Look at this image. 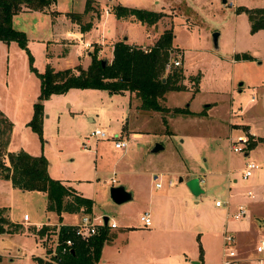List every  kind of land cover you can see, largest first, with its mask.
Masks as SVG:
<instances>
[{
	"label": "rangeland",
	"instance_id": "obj_1",
	"mask_svg": "<svg viewBox=\"0 0 264 264\" xmlns=\"http://www.w3.org/2000/svg\"><path fill=\"white\" fill-rule=\"evenodd\" d=\"M85 1L56 0L57 10L80 13ZM96 1L105 9L110 0ZM112 1L171 14L163 19L164 25L171 27L176 35L177 44L169 62L179 59L181 63L179 66L171 64L164 77L172 69L181 68L186 90L169 91L161 102L170 110L181 107L193 113L146 112L136 106L138 100L134 97L130 100L127 94L109 95L104 89L71 88L65 94H52L43 100L40 137L29 126L33 103L40 91L39 78L31 69L27 52L17 42L0 41V110L13 124L7 148L13 153L43 155L48 161L49 176L71 180L78 192L93 199L95 216L106 215L117 222L120 228L115 230L119 236L115 245L128 242L131 245L122 259L115 260L117 264H158L160 260H165V264H193L194 260L200 264H222L224 235L222 239L220 229L224 223L220 220H224L226 212L224 204L217 209L215 201L232 203L238 199L236 193L241 194L240 203L255 204L249 238L243 241L250 242L247 251L250 249L251 255L256 256L258 241L264 239V143L256 150L247 148L235 153L229 142L247 135L249 142L257 143L254 135L264 136V29L251 32L247 13L237 11L240 6L264 7V0ZM56 14L52 26L57 24L54 30L64 35L67 13ZM24 23L31 26L30 22ZM24 23L18 20L13 26L24 28ZM46 28L47 25L43 27V34ZM160 29L158 22L151 26L139 22L120 24L110 17L104 22L101 20L91 32L94 41H99L102 35L109 41L118 32L122 37L128 36L130 42L149 44ZM28 31L32 34L35 30ZM213 33H219L218 48L213 45ZM29 39L27 47L33 56L32 65L44 71L47 43ZM78 43L80 46H72L69 54L52 59L55 69L78 63L86 65L90 61L82 41ZM79 52L85 53L81 60ZM242 53L251 58L234 61L235 55ZM108 55L104 51L100 58L109 61ZM241 106L242 118L253 128V136L249 135L252 133L249 130L244 129L241 134L229 128ZM97 129L105 130L106 137L91 135ZM118 135L128 141L127 148H115L114 138ZM156 143L163 148L152 153ZM250 160L260 168L243 180L244 162ZM183 162L202 178L200 186L204 193L193 196L202 200L200 217L188 213L184 222L187 227L181 230L183 237L174 240V229L179 223L169 222L162 229L151 230L153 228L143 227L139 218L147 208L143 196L156 182L167 183L171 179L179 185L180 177L186 181L189 174L184 171ZM156 175L158 178L154 180ZM113 178L117 180L115 186H130L129 191L137 196L125 204H116L109 192ZM246 192H251L254 198L243 196ZM46 197L39 190L13 189L9 181L0 178V208L7 210L2 212L7 219L0 229V253L6 255L2 264H37L39 258L49 260L53 255L48 252L53 251L58 241L59 220L57 214L46 211ZM236 205L231 206L232 210ZM25 214L30 218L27 225L20 231L12 230L9 220L11 224L23 223ZM77 222L78 215L68 214L62 223ZM46 223L55 224L57 230L42 237L29 233L31 227L26 230L27 226ZM127 223L132 228L122 226ZM122 231L127 232L120 234ZM37 239L47 250L43 257L34 258L41 255Z\"/></svg>",
	"mask_w": 264,
	"mask_h": 264
},
{
	"label": "trees",
	"instance_id": "obj_2",
	"mask_svg": "<svg viewBox=\"0 0 264 264\" xmlns=\"http://www.w3.org/2000/svg\"><path fill=\"white\" fill-rule=\"evenodd\" d=\"M53 0H0V41L17 44L27 52L31 69L34 70L40 81V93L33 103V115L29 121L38 135H42V102L52 94H65L71 88L104 89L108 94L128 93L133 99L138 100L137 107L146 112L173 111V113H193L188 108L174 107L168 109L162 104L167 92L186 90L183 84L184 74L181 68H174L171 72L164 74L170 63V54L175 33L172 28L164 29L152 45L143 48L139 44H129L124 39L117 40L113 44V58L110 62L102 64L99 58L98 47L95 46L91 53V61L86 68L75 66L64 70H55L47 64L44 71H39L32 65L33 56L28 51V38L24 31L13 26V16L24 10L44 11L51 5ZM99 11L94 6V0H87L81 14L68 13L70 18L79 24L82 31L89 30L92 21H83V14ZM237 11H245L248 15L249 29L257 32L264 29V7L246 8L240 6ZM110 12L116 18L136 19L142 24L151 26L157 23L166 13L147 10L138 7H127L122 4L110 6ZM247 53L235 55V60L248 59ZM164 77V80H163ZM198 87L195 92L198 91ZM13 124L0 110V178L9 180L12 187L22 191L39 190L46 194V211L54 212L58 216L59 242L71 238L68 253L62 254L60 247L49 260L39 258L41 264H96L101 257L105 242L112 239L110 228L106 225L100 228L94 235L82 239L75 234L73 224H62L63 214L92 213L93 199L78 193L70 184L55 179L48 175V161L43 155L34 156L25 152L13 153L7 150ZM251 136V135H250ZM255 142H249L247 148L255 146ZM6 208H0V229L6 222L2 212ZM12 230L20 231L21 225L11 224ZM55 225L35 226L30 230L38 237L47 232L56 231ZM48 253H51L49 250Z\"/></svg>",
	"mask_w": 264,
	"mask_h": 264
},
{
	"label": "crops",
	"instance_id": "obj_3",
	"mask_svg": "<svg viewBox=\"0 0 264 264\" xmlns=\"http://www.w3.org/2000/svg\"><path fill=\"white\" fill-rule=\"evenodd\" d=\"M86 1H85V4H86ZM113 4L116 5V4H121V3L118 1L113 2L112 0H110L107 3L106 8L101 9L98 2L96 0H94V6L99 11V16H97L96 13L93 11L86 13V14H83L82 20L86 19L85 22L92 21L91 28L89 30H85V31L80 30L79 24L70 18V16L68 15V13H70V11L64 10L63 8H62L63 9L62 11L59 10L61 12H59L57 10L56 0H53L51 5L49 7H47L42 12L33 11V10L28 9V10L21 11L18 14H15L13 16V23L18 21V20H22L23 23L24 22H27V23L30 22L31 26H29V25L27 26L24 23L25 24L24 28H20V29H22L21 31L24 30V33L27 34L28 41L30 40L29 39V37H30V38H32V40L38 39L41 41H45L47 43L46 47H45V52H46L45 66L47 64H50L53 67V69H55V68L52 65V59H54L56 56L64 57L65 55L69 54L71 52L70 49L72 46L79 47L80 44L78 43V40L82 41L81 45H83V47L85 48V51H87L86 54L89 56L90 61H91L92 50L95 46H97L98 50H99V54H98L99 58L101 57L100 55H102V53L104 51H107L109 53L108 56H109L110 60L108 61L107 58H104V59H106L107 62H110L113 58V50H112L113 44L115 42H117V40L124 39L129 44H134V45L139 44L142 47H147V46H150L153 44V42L158 38V36L163 32L164 29L169 28V27L164 25L165 23H164L163 19L169 18L171 16V14L166 13L164 10H160V9H148V8L140 7V8L150 10V11L155 10V11H160V12L167 14V16L163 17L160 21H158V24H160V26H161V29H160L161 32L160 33L158 32V34H156L152 43L140 44L137 42H130L128 36L122 37L119 35L118 32L109 41H106V39H104L103 35L100 36L101 38L99 39V41H94L92 38V32L91 31L94 28H97L99 26L101 20L104 22L108 18L114 17L116 20L120 21V24L126 23V22H128V23L139 22L138 20L132 19V18H128V19L116 18L115 15H113L110 12V6ZM122 5H124V4H122ZM124 6H127V5H124ZM127 7H129V6H127ZM134 7H132V8H134ZM84 8H85V5L83 6L81 12L78 14H81L83 12ZM64 12L67 13V14H65V16H66L65 19L68 21V23L65 24V20H64V24L67 26V29L65 30L64 35H63V34H61V31L54 30V28L58 27V26H57V24H54L52 26L51 21H52L53 17H57L56 13H60L62 15ZM71 13H76V12H71ZM139 23H141V22H139ZM46 25H47L46 29H48V30H47V32L45 30L46 33L43 34L42 30H43V27ZM144 25H146V24H144ZM49 26H50V28H49ZM20 29H18V30H20ZM28 30H35V31L32 34H30V33H28L29 32ZM121 35H123L122 32H121ZM76 36H80V39L76 40L77 39ZM175 39H176V35H175L174 41H173L174 46L176 43ZM77 55H78V58L81 60L83 58V56L85 55V53L82 52V54H81V52H79V53H77ZM90 61L86 65H83V64L81 65L80 63H78V64H75L73 66L66 67V68H74L75 66H80L81 68H86L88 66V64L90 63ZM234 61H237V60L234 59ZM55 70H64V69H55ZM39 85H40V81H39ZM238 91L241 92V87H239ZM39 93H40V91H39ZM123 94H127L129 96V99L132 100V97L128 93H123ZM137 105H139V103H137ZM232 114H233V112L231 111L229 116L231 117ZM235 115L237 116V119L232 118V120H234V121H232V122L229 121L231 123V127H229V128L234 129L235 131L240 132L241 134H243L244 129L247 131L249 130L252 132V133L248 132L249 135L253 136V134H255L253 132V128L248 123H246L245 119L242 118V106L240 107V109H238L237 112H235ZM230 120H231V118H230ZM130 131L135 132V130H130ZM254 136L258 139V142L251 149L256 150L258 147H260L262 142L264 143V136H262V137H260L259 135H254ZM229 147H230V142H229ZM7 150L9 151L8 148H7ZM262 155L264 156V151H263ZM181 162H182V159H181ZM183 165L186 167L185 162H183ZM184 171L189 174L186 181H184L183 178L180 181L178 178L179 185H176L175 180L173 181L171 179H169V181L167 183L166 182L165 183L164 182H156V183H160V186H156V183H155L153 185V187L149 190V192H147L143 196L146 199V205H147V208H145L144 211H148L150 213V216H151V224H150V226H148L146 228H150V227L153 228L151 230H154V228L155 229H158V228L162 229V227H165V225L168 226L169 222L179 223L176 225L177 228L174 229V231H175L174 237H173L174 240L178 239V237H180V236L183 237L181 230L183 228L187 227V225L184 224V222L187 220V214L188 213L189 214L194 213V217L199 218L201 215L200 209H202L201 208L202 200L201 199H194L193 192H191V190H189L187 185H186V182L188 180L192 179V177H198L199 178V176L195 172L191 171L188 167H186V169H184ZM227 174L229 176V173H227ZM157 178H158L157 175L154 176V180H156ZM245 179H248V178H245ZM245 179L243 178V180H245ZM59 180H62L64 182H66L67 184H70L76 190V188L72 184L71 180H69V179H67V180L59 179ZM7 181H9V180H7ZM199 181L201 183L203 181L202 178H199ZM236 181H237L236 179H233V182H236ZM10 184H11V182H10ZM113 186H115V185H113ZM11 187H12V184H11ZM125 189L127 191H129V189H131V188H130V186H128V187H125ZM78 193H80V192H78ZM131 194H132V199L129 201L123 202L121 204H125L127 202H130L137 196V194L135 192H131ZM236 194L237 195H235V197H238V199H237V201H233L232 203L229 200H228L229 202L224 203V202L217 199L218 201L221 202V204L219 206L215 205V207L217 209H221V208H223L222 204H224L225 212H226L224 220H220L221 223H224L223 227L221 226L220 233H221V231H223V233H221L222 239H223V235L225 236L226 234H229V233L233 236L234 249L236 248V250H238V251H236V253H237L236 259L238 260L237 264H258L257 260H256L258 255L252 256L251 254H253V253H250V249L247 251V248L248 247L250 248V242L245 241V240L243 241V239L247 240L249 238V228H251V225H252L251 222H252V218L254 216L253 215V212H254L253 207L255 206V204H253V203L247 204V202H246V204L243 202L240 203L241 199H239V197L241 196V194L240 195L238 193H236ZM200 195H198V196H200ZM243 196H248L250 198H254V195L251 192L250 193L246 192L245 195L243 194ZM236 202H238L237 205L233 204ZM121 204H119V205H121ZM232 205H236L235 206L236 208L233 210L231 207ZM239 205H241L242 207L245 208V210H246L245 215L243 217L235 218L234 214L236 213ZM92 210H93V207H92ZM248 211H250L249 212L250 216L248 215ZM68 214H76L79 216V219L81 216V214L79 215L78 213H66V214H63V216H62L63 219ZM92 214L95 215L94 210L92 211ZM104 216H106V215H104ZM8 218H9V216H8ZM63 219H62V222H63ZM9 223H10V226L12 227L10 220H9ZM15 223H17V222H15ZM27 223L28 222L23 220V223H18V224H20L21 226H25V225H27ZM12 224H14V223H12ZM57 224H59V223H57ZM62 224H66V223H62ZM69 224H72V223H69ZM69 224H66V225H69ZM116 224H117V222H116ZM42 225L51 226V225H55V224L46 223V224H38V225H33V226H35L36 228H39ZM141 225L143 226L142 223H141ZM33 226H27L26 230H28V227H33ZM122 226L127 228V229L132 228V225L128 224V223L122 224ZM259 226L262 227L261 225H259ZM119 228L120 227L117 224V226L114 229H110L113 233L112 239L105 242V244L103 245L104 247H103L102 252H101L100 260L96 264H117L115 262V260L117 258L122 259L125 252L130 249L131 245L129 242L126 244H122V246L115 245L119 239V236L115 230H117ZM22 231H23V229H22ZM28 232L32 233L30 230H28ZM126 232L127 231H122V232H120V234L121 233L125 234ZM37 243H38V246L41 248L40 249L41 255L35 256L34 258L43 257L46 254V250H47L43 246V243H41L38 239H37ZM224 252H225V243H224V248H223L222 259L224 256ZM0 256H1L0 264H2V258L6 255L0 253ZM36 262H37V264H40V263H38L37 260H36ZM150 262H152V261H150ZM197 262L198 261L194 260L192 263L196 264ZM157 263L158 264H165L166 262H165V260H160V263L159 262H157Z\"/></svg>",
	"mask_w": 264,
	"mask_h": 264
},
{
	"label": "built area",
	"instance_id": "obj_4",
	"mask_svg": "<svg viewBox=\"0 0 264 264\" xmlns=\"http://www.w3.org/2000/svg\"><path fill=\"white\" fill-rule=\"evenodd\" d=\"M181 63V61L179 59H173L171 60V62L167 65V70L170 69L171 64L174 66H179ZM91 135L98 137V138H102V137H106V132L105 130H94L92 131ZM115 148L117 149H125L129 146V143L126 139L122 138L121 135L116 136L115 138ZM249 144V140H248V136H241L238 138V140L234 141V142H230V148L233 152L235 153H242L244 152V149H247V146ZM259 168V165L254 162V161H245V165H244V173H243V178H249L254 170H257ZM117 183L116 179H112L111 180V186L115 185ZM156 186H160V183H156ZM250 193V192H249ZM221 204L220 201L216 200L215 201V205L219 206ZM245 208L242 207L241 205L238 206V209L236 211V213L234 214L235 218H239V217H243L245 215ZM104 217L105 216H95L92 213H86V214H82L80 216L79 222L73 224V229L75 231V234L77 236H79L82 239H87V237L94 235L98 232V230L102 227H104V225H106L108 228L110 229H114L117 224L116 222L113 220V218L108 217L107 222L104 223ZM29 216L27 214H25L23 216V220L24 221H29ZM139 220L141 221V223L143 224L144 227H148L151 224V216L150 213L148 211H144L141 215ZM45 238H43L42 240H45ZM58 240H59V230H58ZM233 236L229 233L226 234L224 236V243H225V252H224V256H223V263L222 264H237L238 260L236 259V252L234 249V242H233ZM259 243L256 246V253L258 255L257 257V263L258 264H264V239H260L258 241ZM73 243V240L71 238L64 240L63 242H59L57 241L56 245L54 246L55 248L53 249V251L51 252V254H55L56 251L59 249L60 247V252L62 254L68 253L69 249H70V245Z\"/></svg>",
	"mask_w": 264,
	"mask_h": 264
},
{
	"label": "water",
	"instance_id": "obj_5",
	"mask_svg": "<svg viewBox=\"0 0 264 264\" xmlns=\"http://www.w3.org/2000/svg\"><path fill=\"white\" fill-rule=\"evenodd\" d=\"M225 1V0H224ZM218 37L219 33H213L212 35V40H213V45L214 47L218 48ZM106 59H102V64L106 63ZM164 80V77H163ZM163 146L160 143H156L155 147L151 150V152L156 153V151L162 149ZM179 180H182V177L179 178ZM186 185L191 192H193L194 195L198 196L204 192L202 188L200 187V181L198 177H192V179L188 180L186 182ZM110 196L112 200L116 204H121L123 202L129 201L132 199V194L131 192L127 191L123 185L121 186H111L109 189ZM108 216L104 217V223L107 222ZM4 231V229H2ZM196 264H199L197 262Z\"/></svg>",
	"mask_w": 264,
	"mask_h": 264
}]
</instances>
